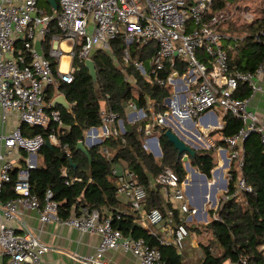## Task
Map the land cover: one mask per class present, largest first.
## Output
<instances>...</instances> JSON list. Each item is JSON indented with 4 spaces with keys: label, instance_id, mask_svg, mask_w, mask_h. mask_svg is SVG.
I'll list each match as a JSON object with an SVG mask.
<instances>
[{
    "label": "built area",
    "instance_id": "obj_1",
    "mask_svg": "<svg viewBox=\"0 0 264 264\" xmlns=\"http://www.w3.org/2000/svg\"><path fill=\"white\" fill-rule=\"evenodd\" d=\"M57 2L58 9L48 12L40 6V0H0V262L7 259V264H41L49 250V246L31 231L17 233L7 223L9 220H20L22 208H27L35 210L42 222L55 221L82 232L98 233L101 240L96 252L82 257L87 264H107L104 262L105 253L117 247L131 251L142 264H167L158 246L151 245L144 237L125 235L122 229L114 225L115 217L120 218V213L115 216L116 213L111 209L86 206L79 211L73 209L64 218L59 213L60 202L55 199L52 189H48L43 197L33 192L31 170L39 166V155L47 140L71 156L69 145L60 137L61 130L64 131L68 126L61 110L48 102L47 89L50 85L59 86L61 82L74 80L72 60L76 47L78 59L85 61L98 48L111 52L110 42L123 35L124 62H132L148 79L172 88V93L162 102V110H157L152 100L146 107L139 106L134 99L130 100L125 117L105 105L100 111V125L84 130V140L88 146L103 143L111 135L124 134L129 124L136 126L139 132L137 139L147 151L162 156L159 126H166L183 135H194L193 123H198L199 119L215 110L225 115L230 113L242 121L237 133L224 136L226 146L208 144L216 147V167L212 172L224 169L220 182L214 179L208 183L219 184L215 188L219 187V192H224L221 198L215 188L208 193L206 205L211 206L209 209L201 211L192 204L186 189L188 181L181 180L173 168L167 167L150 179L151 187L162 186L168 197L181 203L184 216L175 225L173 209L165 214L158 207L149 210L144 208L147 189L138 182L134 170L119 171L116 166L113 169L117 176V192L125 195L132 208L141 214L138 221L166 227L171 238L169 241L159 239L160 243L172 244L182 251L191 235L189 222L194 219L201 223L220 220L222 218L218 210L223 201L232 197L240 198L242 193L254 191L243 172V144L252 134H257L264 152V124L256 111L249 109L252 97L262 89L257 79L264 77V61L254 72L231 69L229 51L235 45L229 43L225 46L223 39H231V36L223 34L219 26L229 19L232 12L227 7L213 11L215 0ZM241 16L247 21L252 18L249 11H243ZM54 22L61 32L53 35L48 53L56 59V64L47 56L46 50L40 51L34 45L36 38L47 39ZM256 40L264 43V29L257 31ZM19 41L24 43V52H17ZM64 41L71 44L72 60L67 70L62 69ZM150 41L158 44V50L148 65L131 57L130 47L133 43L145 45ZM167 69H170L168 73L161 74ZM241 82L251 87L250 96L241 98L235 95ZM10 119L13 120V128L6 131L5 126ZM22 125L50 128L48 137L43 132L26 134ZM199 138L202 140V134ZM104 152L109 155L107 147H104ZM234 161L238 177L234 191L230 192ZM15 171L16 196L3 201L1 195L4 184L12 180ZM62 175L66 177L67 184L81 180L77 176L68 177L66 166L62 168ZM211 209L215 211L212 215L209 212ZM152 233L158 234L157 231ZM260 250L264 254V241ZM241 264H249V260L242 258Z\"/></svg>",
    "mask_w": 264,
    "mask_h": 264
},
{
    "label": "trees",
    "instance_id": "obj_2",
    "mask_svg": "<svg viewBox=\"0 0 264 264\" xmlns=\"http://www.w3.org/2000/svg\"><path fill=\"white\" fill-rule=\"evenodd\" d=\"M260 16L251 23L237 25L225 22L220 24L219 30L231 34L235 47L229 51V64L231 69L242 72H254L258 65L264 61V43L256 40V33L264 29V0H260ZM225 0H216L213 11L225 7ZM48 12L53 11L50 4ZM61 31L56 24L52 25V32L48 35L47 56L50 41L54 34ZM227 38H224L225 40ZM111 52L98 48L92 55L95 62L101 96H98L93 78L85 61H80L76 54L73 55L72 64L75 67L74 80L62 82L60 90L73 104V113L63 106L57 105L61 110L63 120L68 128L61 130L60 137L69 145L71 156L54 145H44L41 149L43 157L39 166L31 170L30 180L33 192L43 197L48 189H52L55 199L60 202L59 213L61 217H67L75 204L79 207L111 209L115 214L120 213V218L115 217L114 225L122 229L123 233L133 237H144L151 245H156L162 252L163 259L167 264H187L183 254L172 244H161L157 238L144 229V226L135 221L136 214L128 204L127 214L122 211L123 201L117 192L116 174L113 169L119 164L124 170L131 169L137 174L140 184L147 189V200L144 208L149 210L158 207L167 214L169 209L175 212V222L181 221L178 209L170 198L164 195L162 186H150V179L157 176L165 168H173L185 180L187 171L183 162V154H180L174 144L165 134L166 126L157 127L160 132V143L163 151L162 157H155L147 151L138 141L139 132L136 126L126 125V132L122 135H111L103 143L89 148L91 160L82 150L77 149V144L84 139V130L93 125H100V111L103 103L112 107L120 116H126L128 102L134 99L139 106L146 107L149 100L156 103V109H163L162 102L171 95V88L159 85L153 79H148L135 65L125 63L124 49L125 39L118 36L111 42ZM226 46V44H225ZM158 44L150 41L141 45L133 43L130 47L131 57L139 59L148 65L152 56L156 54ZM17 52H24V43H17ZM50 57V56H49ZM56 64V59L50 57ZM116 59V60H115ZM123 67V69H122ZM184 70V68L182 67ZM125 71L133 78H126ZM170 71L167 69L166 74ZM134 81V82H133ZM48 93V91H47ZM251 87L247 83H240L235 95L241 98L250 96ZM47 99H50L48 96ZM53 107V106H52ZM242 127V121L234 115H226V124L222 129L224 136L234 135ZM26 134L36 135L43 132L48 137V130L39 127L22 125ZM220 144H225L221 141ZM104 147L109 150V155L104 152ZM245 165L243 168L247 182L254 187L253 192H244L240 198L232 197L222 202L218 212L222 219L211 220L202 225L188 223L190 232H209L206 242L202 243L204 257L202 264H227L234 262L241 264L242 258H247L249 264H264V254L260 245L264 238V152L257 134H252L244 144ZM191 164L205 173L208 178L212 177V169L215 166L214 155L211 149H198L195 156H190ZM68 168V177H81L71 184L65 182L62 168ZM233 178L230 182V192L234 191V183L238 177L236 161L231 169ZM16 171L10 182L4 184L2 200L6 201L16 196L14 183ZM81 198V200H80ZM122 208V209H121ZM121 209V210H120ZM212 215L215 211L211 209Z\"/></svg>",
    "mask_w": 264,
    "mask_h": 264
},
{
    "label": "crops",
    "instance_id": "obj_3",
    "mask_svg": "<svg viewBox=\"0 0 264 264\" xmlns=\"http://www.w3.org/2000/svg\"><path fill=\"white\" fill-rule=\"evenodd\" d=\"M218 1V0H217ZM235 0H225V7L229 8V10L232 12L231 16L227 21H225V26L229 25L228 23L232 22L237 25L244 24V23H251L255 19H257L260 16V10H256L252 8L251 4L247 3L249 0H246L245 5L237 4L235 6H229L230 4H233ZM238 1V0H236ZM260 2V0H259ZM216 3V0H215ZM245 3V1H244ZM243 11H249L252 15L251 20L247 21L244 18H242L241 13ZM225 35H231L228 32H223ZM51 42V41H50ZM233 44L234 38L232 39H226L224 40V44ZM34 45L37 49L40 51L46 50L47 51V41L42 40L40 38L34 39ZM63 46V45H62ZM64 48V47H63ZM63 59V58H62ZM70 59L72 60L71 54ZM71 60L69 62L68 68L70 66ZM62 66H63V60H62ZM63 69V67H62ZM65 70V69H64ZM128 74V73H127ZM129 75V74H128ZM127 78V77H126ZM129 80L132 81L133 78L129 75ZM258 82L261 84L262 89L258 91L251 99L249 104V109L256 111L258 117L264 124V77H259ZM134 82V81H133ZM62 83V82H61ZM60 83V85H61ZM60 85H50L47 89V97L49 96L50 99H47L48 102L51 103L53 99L60 93H63L60 90ZM64 94V93H63ZM106 104L103 103V107ZM62 106V105H60ZM126 111L128 109L126 108ZM2 112L0 108V113ZM215 118L218 120V122H215ZM226 124V115L221 112L220 110H215L214 112H211V114H207L202 119L198 120V123H193V131L196 133L194 135L192 134H185L188 139H195L196 142H201V144H211L215 143V146H226L225 141L223 140L224 134H222V129L224 128ZM133 126V125H132ZM204 126V128L202 127ZM13 128V120L10 119L9 123H6L5 130L10 131ZM200 134H202V140L199 138ZM221 141H224L225 144H220ZM245 144V142H244ZM243 144V145H244ZM193 145V144H192ZM195 146V145H194ZM197 150L201 149L203 147L196 146ZM245 150V148H244ZM22 155H25V152H22ZM156 156V155H155ZM163 156V155H162ZM43 157L41 154L39 155V163H41ZM183 159V158H182ZM191 160V159H190ZM185 164V162H184ZM216 166H214L215 168ZM116 168L119 171H123L124 168H122L119 164L116 165ZM217 171V172H216ZM215 172H212V175L214 174L216 181L220 182L221 175H223L224 169H217ZM201 172V171H200ZM218 173H221L218 175ZM196 178V177H195ZM212 178V177H211ZM211 178H208V181ZM117 183V182H116ZM209 183V182H208ZM188 186L186 189L189 192L188 195L192 201V204L199 207L201 211H204L205 209H209V205H206V202L204 201V195H205V182L202 178L201 181L191 180L189 177ZM216 184H209V190H213L215 188ZM219 187L215 188V192L219 193L218 190ZM164 191V189H163ZM164 195L168 198L164 191ZM120 199L123 201L124 207H122V211L126 214L129 212L128 202L129 200L125 195H120ZM170 200L174 203L175 207L178 209V216L182 218L184 216L183 211L181 210V203L174 200L173 197H169ZM81 200V198H80ZM82 207L80 206L78 211ZM132 208V206H131ZM73 209H76V205L74 204L72 206L71 212ZM120 209V210H121ZM133 209V208H132ZM135 211V210H133ZM22 217L20 220H9L7 223L11 226H13L17 233H26L27 231H31L34 235L39 237L42 242H44L46 245L49 246V250L45 253L42 259L41 264H87L84 262L82 257H85L89 254L95 253L98 244L100 243L101 237L98 233H91V232H82L78 230L75 227H72L70 225L66 224H60L55 221L51 222H42L39 218L38 213L35 210L22 208ZM136 214L135 221L137 224L144 226V229L152 233L153 231H157V235H153L159 239H165L166 241H169L171 238V233L166 227L163 226H155L151 224L150 222H142L138 221L140 219L141 214L138 212H134ZM71 214V213H70ZM204 215V214H203ZM197 219H194L191 221L192 225H200V228H203L202 225L207 224L206 222L201 223L198 222ZM175 218L173 221V225H175ZM165 226V225H164ZM167 226V225H166ZM126 235V234H125ZM131 235V234H128ZM208 231H203L202 233H196L191 232L190 237L186 240L185 246L182 251H179L183 254V258L185 263L187 264H202V260L204 257V252L202 248V243L207 240V237L209 236ZM132 236V235H131ZM104 262L107 264H142L141 261L131 252L128 250L123 249L122 247H117L115 249L108 250L104 255ZM0 264H7V259H4L0 262Z\"/></svg>",
    "mask_w": 264,
    "mask_h": 264
},
{
    "label": "water",
    "instance_id": "obj_4",
    "mask_svg": "<svg viewBox=\"0 0 264 264\" xmlns=\"http://www.w3.org/2000/svg\"><path fill=\"white\" fill-rule=\"evenodd\" d=\"M52 7L57 10L58 9V2L57 0H48ZM85 65L89 69V73L91 74L96 92L98 96H101V89L98 81V74H97V69L94 60L92 57H89L85 60ZM57 105H62L64 108H66L70 113H73V104L67 99L66 95L63 93L58 94L52 101V106L56 107ZM215 122H218V120L215 118ZM166 136L168 139L174 144L175 148L178 150L180 154H183V161L187 164V169L191 170L194 175L201 174V176L204 179L205 182V195H204V201L206 202L208 200V190H209V184H208V177L205 173H202L200 171H197L196 168L191 165L189 162L190 156H195L197 153V148L196 146L192 145L191 141L183 134H180L176 131H174L171 128H167L165 131ZM46 145L53 147V144L51 143L50 140L46 141ZM90 146L86 144V141L80 140L77 144V149L82 150L86 155L89 157L91 160V154L89 151ZM185 180L189 181V177L187 176ZM187 192H189V187Z\"/></svg>",
    "mask_w": 264,
    "mask_h": 264
},
{
    "label": "rangeland",
    "instance_id": "obj_5",
    "mask_svg": "<svg viewBox=\"0 0 264 264\" xmlns=\"http://www.w3.org/2000/svg\"><path fill=\"white\" fill-rule=\"evenodd\" d=\"M244 1H245V3H244ZM236 3L237 4H240L241 6L242 5H245L246 4V0H238V1H234L233 2V4H230L229 6H235L236 5ZM247 3H249V4H251V6H252V8H254V9H256V10H259L260 9V2H259V0H249V2H247ZM40 6L41 7H43L44 9H46L47 11H48V9L51 7L50 6V2L48 1V0H40ZM225 41H226V39H225ZM104 49V48H103ZM116 60V59H115ZM149 63V62H148ZM145 64H146V62H145ZM147 65V64H146ZM123 68V67H122ZM171 91H172V88H171ZM190 141H191V143L193 144V145H195V146H200V147H203V148H201V149H211L212 151H213V155H215V153H216V147H211V146H209L208 144H201V142H196L195 141V139H189ZM155 156V155H154ZM155 157H157V158H159V157H162V156H155ZM184 162V161H183ZM189 162L191 163V160H189ZM192 165V164H191ZM184 166H185V168H186V171H187V175H186V177L188 176V177H190V179L191 180H196V181H201V179L203 178L202 176H201V174H198L197 173V175H195L196 176V178H195V176H194V173L191 171V170H188L187 169V164L185 163L184 164ZM196 168V170L197 171H200L197 167H195ZM203 173V172H202ZM215 178V176H214V174L212 175V178L210 179V180H213ZM172 192H174V189H172ZM224 194V192L223 191H220L219 192V194H218V197L219 198H221L222 197V195ZM209 208L211 207V206H208ZM208 238V237H207ZM207 240H205V242H206Z\"/></svg>",
    "mask_w": 264,
    "mask_h": 264
},
{
    "label": "bare ground",
    "instance_id": "obj_6",
    "mask_svg": "<svg viewBox=\"0 0 264 264\" xmlns=\"http://www.w3.org/2000/svg\"><path fill=\"white\" fill-rule=\"evenodd\" d=\"M69 45H70V47H69ZM63 47H64V51H65V53H64V55H63V70L65 69V70H67L68 69V65H69V62H70V55H69V53H70V51H71V44H70V42L69 41H64L63 42ZM69 52V53H68ZM203 128H204V126H202ZM195 176V175H194ZM196 177V176H195Z\"/></svg>",
    "mask_w": 264,
    "mask_h": 264
},
{
    "label": "flooded vegetation",
    "instance_id": "obj_7",
    "mask_svg": "<svg viewBox=\"0 0 264 264\" xmlns=\"http://www.w3.org/2000/svg\"><path fill=\"white\" fill-rule=\"evenodd\" d=\"M69 47H70V45H69ZM66 51V50H65ZM67 52V51H66ZM69 53V52H68ZM69 55H70V53H69Z\"/></svg>",
    "mask_w": 264,
    "mask_h": 264
}]
</instances>
